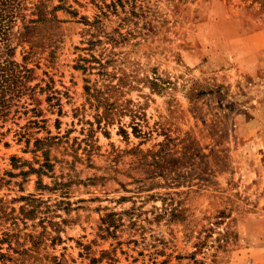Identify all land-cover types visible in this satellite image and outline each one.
Listing matches in <instances>:
<instances>
[{"label": "rangeland", "instance_id": "rangeland-1", "mask_svg": "<svg viewBox=\"0 0 264 264\" xmlns=\"http://www.w3.org/2000/svg\"><path fill=\"white\" fill-rule=\"evenodd\" d=\"M9 8L0 264H264V0Z\"/></svg>", "mask_w": 264, "mask_h": 264}, {"label": "trees", "instance_id": "trees-1", "mask_svg": "<svg viewBox=\"0 0 264 264\" xmlns=\"http://www.w3.org/2000/svg\"><path fill=\"white\" fill-rule=\"evenodd\" d=\"M9 7H10V0H0V34L2 32L1 29H2L3 23H4L2 19L9 12V9H10ZM7 22L8 21H6L5 23L7 24ZM10 62H12V61H10ZM0 70L4 71V67H0ZM4 257H5L4 254L2 252H0V260H2Z\"/></svg>", "mask_w": 264, "mask_h": 264}]
</instances>
